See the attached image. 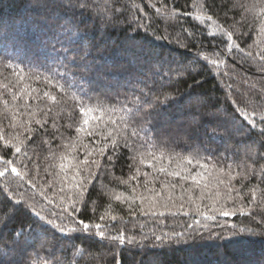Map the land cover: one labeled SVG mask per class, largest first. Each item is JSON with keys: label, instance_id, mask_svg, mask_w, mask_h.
Here are the masks:
<instances>
[{"label": "trees", "instance_id": "obj_1", "mask_svg": "<svg viewBox=\"0 0 264 264\" xmlns=\"http://www.w3.org/2000/svg\"><path fill=\"white\" fill-rule=\"evenodd\" d=\"M206 4L216 14V23L226 31H233L241 46L253 53L252 57L239 51L230 56L207 51L210 45L218 44L220 49L224 45L200 35L207 27ZM110 9H119L123 16L118 13L117 20L105 23L101 16ZM133 17L149 25L147 30L141 28L134 40L130 36L135 24L129 26ZM262 29L264 0H0V138L6 137L22 148L27 146L32 177V183L19 189L15 176L0 178V187L17 189L28 204L34 197L46 208L58 210L57 206H64L65 200L76 194L73 177L77 167L84 169L80 163L82 144L89 143L83 133H75L78 115L74 114L73 123L65 113L77 100L107 110L119 109L117 101L140 96L143 103L139 117L146 119L125 117L129 125L126 134L131 137L134 128L138 135L128 140L127 148L120 140L115 153L109 148L104 157H94L101 161V167H93L91 200L81 218L93 217L92 222H98L97 218L107 213L112 234H117L116 230H127L126 234L134 231L137 239L141 230L149 235L153 230L157 234L183 231L195 213L193 205L187 202L189 192H181L179 185L183 183L185 189L191 188L194 198L199 195V189L178 177L153 172L147 164L152 160L157 161V167L163 163L178 170V163L184 165L188 158H194L195 163L198 158L210 170L230 172L235 177L233 187L243 197L236 199L235 206L242 207L244 215L238 212L221 219L251 228L256 235L243 247L223 249L218 248L219 241L210 240L179 243L166 240L164 244L146 242L126 246L122 264H264V174L261 173L264 147L252 144L248 137L238 133L230 137L223 129L213 133V125L197 124L193 120L209 109L220 120H228L230 105L226 99L249 112L255 111L257 116L264 112V73L258 70L264 61L257 55L264 52ZM190 32L195 37L189 36ZM194 42L196 47H192ZM200 45L205 49L204 54L218 61L212 67L214 79L207 71L196 75L200 65L191 57ZM154 61L159 65V74L152 71ZM53 72L58 73L57 79L66 89V94L53 91L56 102L42 96L43 91L50 90L43 77ZM19 75L25 80L19 81ZM194 79L206 82L197 86ZM24 83L37 88V93L30 99L18 96L14 100L13 92L19 93ZM48 109L51 111L45 116ZM122 116H125L123 112L108 111L100 122L101 128L114 119L118 128L123 129ZM37 119L47 121L43 130L28 132V128L36 129ZM112 127L109 125L108 130ZM108 155L114 157L111 164ZM137 169L139 186L130 179ZM250 169L256 175H248ZM145 172L149 173L147 177ZM154 177L158 179L153 183ZM146 181L149 188L162 191L164 197L171 194L176 205L185 203L190 214L186 216L180 211L173 216L166 212L159 218L162 224L156 222V217L140 215V197L151 194L144 187ZM161 183H175L177 188L162 189ZM253 190L255 200L251 199ZM180 195L184 196L183 201ZM3 199L0 194V200ZM131 210L137 215L130 216ZM112 215L117 217L116 221L108 220ZM15 227V222L5 224L0 227V236L10 235ZM20 239L22 246L14 254L0 245L4 264H22L25 259L27 264H109L111 259L107 247L89 251L79 243L73 249L67 241L49 239L42 243L40 237ZM116 255L121 259L118 249Z\"/></svg>", "mask_w": 264, "mask_h": 264}, {"label": "snow or ice", "instance_id": "obj_2", "mask_svg": "<svg viewBox=\"0 0 264 264\" xmlns=\"http://www.w3.org/2000/svg\"><path fill=\"white\" fill-rule=\"evenodd\" d=\"M81 7H85V4H82ZM205 7L208 10V15L205 18L207 27L204 33L200 35L205 40H218L219 44L224 45L223 49H220L218 44L210 45L207 51L215 52L219 56L225 54L230 56L233 52L239 51L247 57H252L253 53L246 51L241 46L239 43L240 38L233 31H226L219 23H216L214 20L216 14L213 12L212 7L207 4ZM225 8H227V5H225ZM157 12H159V9H157ZM118 13L120 16H123V13L119 9H110L101 16V19L105 23H111L118 19ZM225 22H227V18H225ZM132 24H135L133 35L130 36V39L133 40L139 34L141 28L147 30L149 27V25L144 24L142 20H137L135 17L129 22V26L131 27ZM212 28H215L216 32H213ZM217 33H219V36ZM188 35L195 37V34L191 32ZM241 35L243 34L241 33ZM192 47H196L195 42L192 44ZM204 52L203 45H200L194 56L191 57L200 65V69L196 75L200 76L203 72L207 71L209 76L214 79L212 67L217 65L218 61L210 59V56L204 54ZM257 55L261 61H264V52L257 53ZM81 59L83 60V57ZM258 70L264 73V63L260 65ZM152 71L157 74L160 72L159 65L155 61L152 64ZM57 75L58 73L53 72L52 75L43 77V83L50 90L43 91L42 96L53 102L57 101V95L53 94V91L66 94L65 86L57 79ZM35 79L37 83L40 82L39 77ZM18 80L22 82L25 80V77L19 75ZM194 82L197 86H200L206 81H196L194 79ZM9 90L11 91V89ZM34 93H37V88L24 83L19 93L13 92L12 95L14 100L18 96L21 99H30ZM73 99L75 100V97ZM117 103L120 104L119 109L98 110L86 106L82 101L77 100L72 104L71 110L65 113L73 123H75L74 114L78 115L79 123L74 129L75 133H83L89 139V143L82 144L84 151L83 159L80 163L84 165V169L77 167L76 174L73 177V180L76 181L74 185L76 194L65 200L64 206H57L58 210L46 208L41 201L36 200L34 197L31 198L33 201L31 204H28V201L23 199V194L19 193L17 189L25 184L32 183L31 169L28 167L27 162L29 161L28 148L27 146L22 148L21 144L8 141L6 137L0 138V178L7 179L9 176H15L18 180L17 189L7 188V185L0 187V194L4 197L3 200H0V217L7 218L6 220H0V227L12 222L16 224L10 235L6 237L0 236V245H3L10 254H14L22 246L21 237L24 238V241L33 237H40L42 243L47 242L49 239L67 241L73 249L79 243L81 246H86L89 251L94 247L98 251L107 247L111 253L109 264H122V256L126 246L144 245L146 242L155 245L164 244L166 240L177 243L187 240H192L193 242L197 240H210L219 241L218 248L220 249L228 246L243 247L249 243L251 238L256 235L253 229L239 227L236 223H229L227 220L221 219L235 216L238 212L240 215H244L243 208L235 206L237 198L243 199L240 192L233 187L232 181L235 177L230 172L226 173L224 169H219L218 171L210 170L209 165L201 163L198 158L195 159V163L194 158H188L184 162V165L178 163L176 166L178 170H173L170 165L163 163L157 167V161L152 160L147 164V167L152 168L153 172L166 175L167 177H178L181 182H191V185L199 189V195L194 198L191 194V188L185 189L183 183L179 185L181 192H189L187 202L193 205L192 212L195 213L191 222L186 223L183 231L163 233L161 229L162 234H157L153 230L149 235L141 230L139 233L140 238L137 239V233L134 231L132 234H126L127 230H116L117 234H112L113 230L108 227V221H106L107 213L100 215L97 218L98 222H92L93 217H89L88 220L81 218V213L88 210L91 200L90 186L93 185V177L95 175L93 167L96 169L101 167V161L94 157H104L109 148L115 153L120 147V140H123L124 147L127 148L128 140L138 135L134 128L131 137L126 134L129 125L125 117L132 120L138 119L141 111L140 106L143 103L141 97L136 96L130 100L117 101ZM226 103L230 105L227 109L229 112L228 120H220L219 116L209 109L198 116H194V122L197 124L207 122L213 125V133L217 129H223L224 134L229 137L233 133L241 134L248 137L252 144L259 143L261 147H264V112H261L257 116L255 111L249 112L245 108H241L235 101H228L226 99ZM50 111L51 109H48L44 115L46 116ZM108 111H120L125 114V116L121 117V122L125 125L123 129L118 128V122L114 119H109L104 128H101L100 122ZM98 112L100 113L99 115L97 114ZM139 118L146 119V116ZM34 123L37 126L36 129L28 128V132L42 131L47 121L37 119ZM109 125L113 126L111 131L108 130ZM68 127H72V124H69ZM113 159L112 155L107 156L109 164L113 162ZM141 163H144V161L142 160ZM193 168L196 170L193 171ZM261 173L264 174V169H261ZM138 175L139 169H137L136 175L130 177V179L137 181V186H139ZM144 175L147 177L149 173L145 172ZM248 175H256L255 170L250 169ZM77 177H79L78 180ZM155 179H158V177H154L153 183ZM123 183H128V181H124ZM33 187H35L34 184ZM144 187L151 194L140 197V215L156 217V222L162 224L163 220L159 218L164 217L166 212L173 216L177 215L180 211H183L186 216L190 214L189 211L185 210V203L175 204L171 194L164 197L162 191L155 192L154 187L149 188L147 181ZM6 188L7 190H5ZM161 188L175 189L177 188V184L161 183ZM119 199L120 197L118 196L117 200ZM161 199L163 203H161ZM179 199L183 201L184 196L180 195ZM251 199H256V192L254 190L251 192ZM173 208H176L177 211L174 212ZM129 215L136 216L137 213L135 210H131ZM196 216L203 219H198ZM108 220L116 221L117 217L112 215L108 217ZM246 232L252 235H242ZM57 233H59V237H57ZM117 249L121 255V259L119 260L116 255ZM0 264H4L2 259H0ZM22 264H27V260L25 259Z\"/></svg>", "mask_w": 264, "mask_h": 264}]
</instances>
